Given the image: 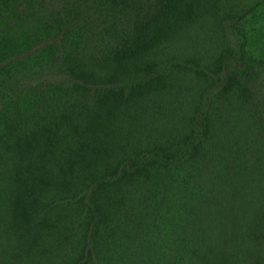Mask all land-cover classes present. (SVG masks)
<instances>
[{"label": "trees", "instance_id": "trees-1", "mask_svg": "<svg viewBox=\"0 0 264 264\" xmlns=\"http://www.w3.org/2000/svg\"><path fill=\"white\" fill-rule=\"evenodd\" d=\"M43 1L37 36L0 28V261L50 234L41 264H264V0L207 13L219 39L194 54L185 0H0V19Z\"/></svg>", "mask_w": 264, "mask_h": 264}, {"label": "rangeland", "instance_id": "rangeland-1", "mask_svg": "<svg viewBox=\"0 0 264 264\" xmlns=\"http://www.w3.org/2000/svg\"><path fill=\"white\" fill-rule=\"evenodd\" d=\"M185 2L188 4L190 8H194L197 11H199V17L194 21L192 24L191 29L189 32L183 36L182 39V46L179 48L178 52L181 54H194L200 51L201 48H209L211 47V44L219 39V31L215 27L213 21L214 19L207 13L216 11L220 13L221 11H226L229 7L234 6V8H237L238 4L241 2L238 0H220L219 2H216L215 0H185ZM220 10V11H219ZM49 6L47 2H33L31 5L25 6V7H18L14 8L12 10H8L5 15L0 19V28L2 31V34L9 36L11 38L15 39H24L26 37H31L33 35H38L41 32V29L45 26V24L48 22L49 18L51 17V14L49 12ZM204 15L203 17H201ZM213 20V21H212ZM94 48L96 45L90 43ZM90 50V49H89ZM207 52V51H205ZM168 53H174L172 51H168ZM211 56V55H210ZM209 56V59H210ZM208 59V60H209ZM30 68H26L22 70L20 73H18L14 78L15 83H11L14 86L18 87L17 81L19 79L25 80L24 88H26V80L27 77L30 75ZM72 93V92H71ZM69 93V94H71ZM66 95L65 101L61 104V108H72L74 110L76 109H83V106H80V104L83 101V98L78 95ZM23 97V96H22ZM18 101L25 104L23 101H25V98H18ZM95 99H88L87 104L94 105ZM26 105L30 108V110L35 109L34 106L37 107V105H41V100L39 98H35L33 101L26 103ZM108 115H111V113H108ZM115 115V114H114ZM116 117V115H115ZM166 130V128H163L159 130V134L163 133ZM142 137L144 139H148V141H154V136L151 135L148 132H144L142 134ZM128 146L125 147H133L137 148L139 145L138 143H135L131 140L128 141ZM146 142V141H145ZM146 145V143H144ZM54 210H50L48 213V218L50 219L56 218L55 213H53ZM38 217V216H37ZM59 224V221H57ZM54 221H49V228L53 227ZM57 230H59V226L57 227ZM54 235H57L59 240H62V238L59 237L58 232H54ZM42 241H38L39 246L35 247L33 249H30V252L28 255H23L25 257L13 259L10 264H30V261L41 264L45 257L48 256V252L53 250L54 248H51V240H54L50 234L45 235L42 234ZM63 253L58 255L56 261L57 264H63L65 263L69 258L68 250L61 249ZM60 252V251H59ZM11 260V259H10ZM9 261V259H8ZM0 264H7L4 259L0 261Z\"/></svg>", "mask_w": 264, "mask_h": 264}]
</instances>
